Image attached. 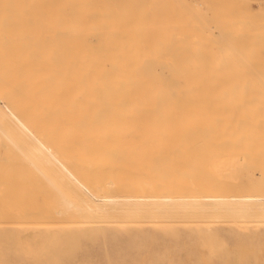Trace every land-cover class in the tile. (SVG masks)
Segmentation results:
<instances>
[{
    "label": "bare ground",
    "instance_id": "6f19581e",
    "mask_svg": "<svg viewBox=\"0 0 264 264\" xmlns=\"http://www.w3.org/2000/svg\"><path fill=\"white\" fill-rule=\"evenodd\" d=\"M117 4L109 0H0L1 130L23 131L32 124L40 134L47 133V139L43 136L50 145L58 147L109 143L108 135L125 133L196 134L204 144L262 140L237 135L264 134V41L259 42L262 56H257L253 38L248 42L245 36L233 37L235 30L224 32L225 37L222 33L218 38L206 37L208 30L204 33L201 24L210 23L207 18L216 15H229L221 16L223 8L216 13L208 9L215 15L205 17L206 12L204 20L200 16V29L195 27L200 22L196 17L203 13L196 5L195 11L182 2L149 11L134 0ZM199 29H204L205 37ZM200 34L206 40L199 39ZM62 159L69 166L79 157L60 155ZM60 168L58 181L68 178L78 183L72 172ZM88 173L84 171V177ZM92 196L74 204L76 209L82 213L119 209L125 216H136L137 205L166 204L183 211L194 207L212 209L214 214H264V197L105 200ZM9 213V221L15 219Z\"/></svg>",
    "mask_w": 264,
    "mask_h": 264
},
{
    "label": "rangeland",
    "instance_id": "374dc122",
    "mask_svg": "<svg viewBox=\"0 0 264 264\" xmlns=\"http://www.w3.org/2000/svg\"><path fill=\"white\" fill-rule=\"evenodd\" d=\"M131 1L109 0L118 4ZM134 2L149 11L180 2L191 8L196 5L199 9L194 6L193 10L203 13L196 17L198 21L206 12L205 17L210 16L208 9L216 13L223 8L221 16L230 12L229 15H216V20L210 18L213 22L207 18L210 23L196 21L195 27L202 29V23V32H208V38L207 35L220 37L221 33L224 36V32L227 35L229 29L235 30L233 37L245 36L248 42L252 37L256 55L262 56L259 42L264 41V0ZM205 22L210 27L214 25L210 28L207 24L206 28ZM203 36L199 39L206 40ZM215 53L219 55L217 50ZM8 120L4 119L5 124H9ZM43 135L49 137L32 124L23 131L0 129V264H264V214L259 212L214 214L208 208L183 211L166 204H141L135 206L136 216H125L122 210L110 208L82 213L74 205L82 198L91 199L88 197H94L92 194L105 200L264 197V134L237 135L263 137L255 144H204L199 143L201 135L196 134L125 133L108 135L109 143L68 147H52ZM118 136L122 139L115 140ZM47 150L52 158L45 154ZM60 155L79 159L69 167L63 159L59 161ZM60 167L72 172L78 183L68 178L67 182L58 181ZM84 171L89 172L85 177ZM98 173L104 176L96 177ZM83 192L89 193L85 196ZM10 211L18 217H12ZM8 213L14 221H9ZM210 224L212 228L208 229Z\"/></svg>",
    "mask_w": 264,
    "mask_h": 264
}]
</instances>
